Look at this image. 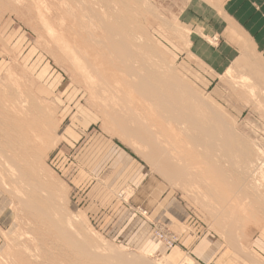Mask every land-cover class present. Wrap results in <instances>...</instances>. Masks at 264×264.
Listing matches in <instances>:
<instances>
[{"label":"rangeland","instance_id":"1","mask_svg":"<svg viewBox=\"0 0 264 264\" xmlns=\"http://www.w3.org/2000/svg\"><path fill=\"white\" fill-rule=\"evenodd\" d=\"M132 1L137 5L135 17L140 25V31L136 36L138 41L141 40L140 45L144 49L140 53L144 54L142 57H147L149 62L152 61L150 65L158 66L155 68L162 74L171 75L178 86L182 85L183 89H186V93L189 91L188 96L192 103L195 101L198 103L197 100L200 104L204 103L209 110L221 115L225 122L227 134L230 136L224 137V143L219 146L224 149L223 145H229L230 152L226 154L218 146L216 153L218 151L222 153H220L222 157L219 153L217 155H220L224 166L226 165L224 162H228L225 167L227 170L224 171L230 170V172L223 174L230 178V184L240 182L239 180L242 182L253 178L258 179L257 176L253 177L254 173L258 174L256 170L253 174L246 171L243 174L245 170L243 161L257 160L258 156L261 157L258 151L264 157V63L249 46L242 49L241 54L239 51L229 61L220 60L218 57L212 58L213 52L208 51L204 41L200 42L201 48H204V55L196 56L191 46L192 41L188 39L190 32L185 30L179 22L178 12L184 6L185 0ZM11 5L15 8H11ZM37 16L35 12L20 9L12 2L9 6L4 3L0 5V119L3 117L4 105H6L3 102L7 99L6 95L8 94L9 97L13 92L18 91L12 89L15 82L19 89L16 93L19 96L22 95L28 104L33 102L41 106L43 111H47L46 115H53L50 116L51 119L49 118L47 136L48 145L53 147L38 162V176L36 175L38 179L34 178L43 186V189L48 185L56 195V206L63 218L68 220L74 217L78 222L77 229L84 235H87L85 233L89 231V238L96 242L95 245L102 247L104 244V248L110 249V252L114 254L125 256L131 264H138V262L139 264H156L158 260H161V258L146 257L116 245L98 230L96 223L84 211L82 197L90 184V179L88 177L85 179V175L78 169L79 158L101 143L108 144L113 150L123 152L130 160L141 166L149 177L166 190V195L169 194L181 204L189 214L188 221L199 225L202 233L217 240L222 250L229 254L232 264H264V201L256 205L248 204L246 209L243 207L240 211L239 205L244 203L239 204V198H237L244 197L241 191L243 190L244 193V188L241 183V188L238 187L240 190L235 188L234 191L236 189L237 191L232 193V196L228 194L230 188L229 191L223 189L231 200H236L232 202L228 197V203L222 202L226 204L225 207L217 206L221 202L215 197V193L211 192V183L209 184L207 180L208 185L205 186L208 188L203 186L207 182L203 183L202 177L205 181L213 177L212 173L205 170L204 173L202 171L199 174H193L195 179L191 178V183H188L185 176L178 177V180L165 178L158 165L152 163L145 152H140L138 149L136 151L130 144V139L123 137L112 122L104 118L105 110L103 111L96 99L85 91L81 78L71 70L64 55L49 41V35L44 31ZM64 16L67 24L72 21L68 16ZM228 69L234 70L233 81L225 76ZM244 77L248 80L244 83L247 82L249 86L247 83L244 85L238 83L240 82L238 79ZM1 92L3 95L6 94L4 98ZM233 142L236 146L232 144ZM239 149L245 150L246 155L243 151L239 153ZM223 153L226 156L223 157ZM219 157L217 159L220 161ZM228 157L232 161H227ZM230 164L234 166L233 169L231 166L228 167ZM46 180L48 184H45ZM200 182L203 184L198 185ZM262 187L258 191L260 196H264V184ZM6 195L0 191V264H30V255H39V250L46 246L48 247L44 250L46 253L41 254V257L35 260V264L38 261L50 264L56 255L59 257L57 258L59 264H95L75 252L72 253V250L63 242L53 240V233L45 228L44 223L33 215L26 214L23 209H18L13 195L9 194L10 197ZM260 204L263 206L261 207ZM231 207L232 210L239 209L237 215L236 211L230 210ZM228 212L231 214L229 215ZM61 215L58 217L62 218ZM231 219L233 220L230 221ZM161 231L176 236L178 242L175 246L179 244L178 235L181 229L165 227ZM56 243L61 249H53L52 246L56 247ZM73 254L76 256L74 257ZM162 259L166 260V258ZM187 259L190 264H197L193 259Z\"/></svg>","mask_w":264,"mask_h":264},{"label":"bare ground","instance_id":"2","mask_svg":"<svg viewBox=\"0 0 264 264\" xmlns=\"http://www.w3.org/2000/svg\"><path fill=\"white\" fill-rule=\"evenodd\" d=\"M11 2L20 9H27L38 15L37 19L39 17L38 21L49 35V41L64 55L71 70L81 78L85 91L96 99L103 111L105 110L104 118L109 119L123 137L130 139V144L136 151L138 149L140 152H145L148 159L158 165L165 178L178 180V177L185 176L189 183L196 173L208 171L213 174V177L206 181L203 177L201 179L204 180L203 183L207 180L209 184L211 183L212 190H210L213 194L215 193L219 202L228 203V197L230 198L237 191V189L234 191L235 188H241V183L244 188V193L241 190L244 199L236 196L239 198V201L237 200L239 204L244 202L241 206L239 205L240 208L237 207L240 211L246 209L248 204L256 205L264 201V196L258 193L264 184L263 154L261 155L258 151V155L262 158L258 156L255 161H249L246 158L242 160L245 169L243 174L245 171L253 174L256 170L258 174L254 173L253 177L257 176L258 179L253 178L242 182L239 180L240 182L234 181L233 185L230 184V178L223 174L227 170L225 167L228 162L225 161L224 166L219 157L222 153L220 154L219 151L220 155L216 153L217 147L224 143V137L228 135L225 122L221 115L209 110L204 103L200 104L198 100V103L196 101L192 103L188 96L189 91L186 93V89L184 90L182 85L178 86L171 75L162 74L156 69L158 66L150 65L152 61L149 62L147 57H142L144 54L140 53L144 49L140 45L141 40L138 41L136 36L140 31V25L135 17L137 5L132 0H0V5L4 3L9 6ZM63 14L72 21L67 24ZM232 69H228L225 73V76L231 80L235 78ZM238 80L240 81L238 83L243 85L247 83H244L247 80L245 77ZM15 84L12 89L19 91ZM247 86H249L248 83ZM16 92L9 97L4 93L7 99H2L6 105H4L3 117L0 119L2 142L0 144V191L7 194L6 196L13 195L18 209H23L26 214L33 215L44 223L45 228L53 233V240L63 242L72 250V253L75 252L95 264H131L125 256L114 254L110 252V249L104 248V244L102 247L95 245L96 242L89 238V231L85 233L87 236L77 229L78 222L74 217L65 220L56 206V195L48 185L43 189V186L36 181L38 162L53 147L48 145L47 139L49 118L53 115L47 114V116V111H43L41 106L33 102L28 104L25 98ZM232 144L236 146V143ZM223 146H225L224 149L219 146L221 151L224 150L222 152L226 154L230 152L229 145ZM235 146L234 148H237ZM243 149H239V153ZM244 152L246 155L247 152L245 150ZM223 154V157L226 156L225 153ZM230 157L233 158L231 154ZM229 160L232 161L228 157L227 161ZM231 168L233 169L234 166ZM39 179L41 180L40 177ZM44 182L48 184L47 180ZM208 182L203 186L208 185ZM203 183L200 182L198 185ZM224 188L228 191L230 188V192L233 190L231 193L228 192L230 196L223 192ZM221 203L217 206L225 207L226 204ZM260 206L263 205L260 204ZM11 208L13 210V205ZM239 209L236 211L231 207L230 210L236 211L237 215ZM230 212H228L229 215ZM58 215H61L63 219ZM221 217L223 220V216ZM56 245V247L52 246L53 249H61L58 243ZM47 248V246L42 247L39 255H30V264H35V260L46 253L44 250ZM75 254H73L74 257ZM54 258L52 257L54 260L50 264L54 262L59 264L57 259L59 257L56 255ZM36 264L48 263L38 261ZM156 264L171 263L167 259H161ZM180 264H190V261L185 259Z\"/></svg>","mask_w":264,"mask_h":264},{"label":"crops","instance_id":"3","mask_svg":"<svg viewBox=\"0 0 264 264\" xmlns=\"http://www.w3.org/2000/svg\"><path fill=\"white\" fill-rule=\"evenodd\" d=\"M178 15L196 56L204 55V41L212 58L229 61L249 46L264 63V0H185ZM77 166L90 179L84 211L116 245L171 264L187 258L197 264H232L220 243L190 223L182 205L123 152L101 143L81 155ZM165 227L182 230L171 250L153 233Z\"/></svg>","mask_w":264,"mask_h":264},{"label":"built area","instance_id":"4","mask_svg":"<svg viewBox=\"0 0 264 264\" xmlns=\"http://www.w3.org/2000/svg\"><path fill=\"white\" fill-rule=\"evenodd\" d=\"M154 236L160 240L166 248L171 249L178 242V238L176 236L168 235L161 231V229L157 228L153 231Z\"/></svg>","mask_w":264,"mask_h":264}]
</instances>
